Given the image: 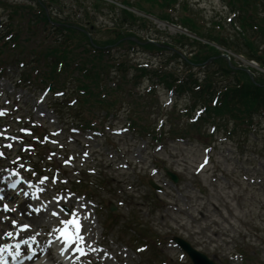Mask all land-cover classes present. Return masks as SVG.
<instances>
[{
	"label": "rangeland",
	"instance_id": "1",
	"mask_svg": "<svg viewBox=\"0 0 264 264\" xmlns=\"http://www.w3.org/2000/svg\"><path fill=\"white\" fill-rule=\"evenodd\" d=\"M194 8L196 9V12L200 13L201 16H203L204 14L208 15H223L226 16L227 14H229V9L226 6L225 2L223 0H189ZM16 74V68L11 67L9 69V74L7 78H4L5 80H3L2 84L4 85V87H2L0 85V90L5 91L6 94H8V92H12L14 91V89L16 90H20L18 87V84L15 85V83L13 84L11 78ZM3 88V89H2ZM162 93H165L164 91H161ZM2 96H5L4 93H2ZM37 97V94H35L34 91L32 90H27L25 92V96L24 99H26V102H24V106H25V110L28 111V109H30L31 111L33 110V105L35 102V98ZM16 98H20V96L17 94ZM166 96H164L162 98L165 99ZM51 101L52 99L49 97L48 98V102L46 103H41L38 106V110H43L45 113L51 114L52 113V108H51ZM1 103L5 102V97L1 99L0 101ZM30 104L31 107H28ZM35 111V108H34ZM124 109H122V115L120 116V118L115 121V127H120L122 126L124 122ZM133 135H124V137L120 138L117 136H109L108 133H106V136L102 139H96L95 143L93 144V151H95V153L97 151H99L100 154L99 157L96 160L91 158L89 159V163L95 165L97 167V170L99 172L103 171V172H107V170L114 174L117 179L119 180V185L116 186V188H120L121 186L128 184V185H132L133 189L132 191L134 192V195L136 196V211L139 210L140 211V215L142 216L143 220L145 222H150L151 224H153L159 231H169V228L171 225H176L177 221L179 220V216H176L175 219H173L172 217H170L169 215H163L162 211L159 210L157 212H151L150 209H147L144 205L145 200L140 198V192L145 191L146 187L143 186L139 180H135V181H130L129 178L134 177V174L130 173V174H126L127 171H114L115 168L114 166L111 165L110 162H112L110 156L114 155V159H121L123 154L122 153H115V150H113L111 144H113L114 142H117L119 145H123V147L126 149L124 152L128 151V147H127V143L131 140H133ZM238 138H243V137H238ZM254 139V138H253ZM137 144V143H136ZM77 150H82L83 146L81 147V149L79 148V146H75ZM172 151L168 152L166 155L162 154V152L160 153L161 157H163L164 159H166L167 165L169 167H173V168H177L178 170H182L181 174L183 175L184 179H186L185 181H189L191 180L192 182H195V176L192 175V169L194 164H196L199 160V150H197L196 148H187L185 149L187 151L188 156L191 157L192 162H193V166H190L189 164L185 163L182 160V153L180 152V156L178 155L180 148L177 146H172L171 147ZM218 152H221L223 150H225V145L224 143H219L218 145ZM101 151L103 153H101ZM163 151V150H162ZM242 151L241 149L238 147L237 141L236 143H231V155L234 157V159L231 157L230 159L228 158H221V157H217L216 159L219 160V163L222 167H239L242 168L241 163H239V158L242 157ZM254 154V149L252 148H246L245 151V158H246V162H245V168L248 167L249 172H253L255 169V164L254 162H252L249 158L247 157H253ZM149 155V154H148ZM147 157V153L143 150L142 151V160L147 161L148 159H146ZM136 159V156H135ZM257 159V158H256ZM120 161V160H119ZM122 162H125V160H121ZM152 158L149 159V164H151ZM232 161V162H230ZM260 163V167L264 170V163L262 161L259 162ZM238 165V166H235ZM100 167V168H99ZM217 171L219 172L218 166L216 163L211 165V171ZM145 173V172H144ZM208 176H202L201 180L203 182L204 185L206 186H210L211 187V196L206 197L205 195H200L197 193V188L192 185V184H187L186 186L189 188V190L193 191L190 193L191 196H195L196 193V198H193V201L196 202V200H199V202L205 201V202H216L213 203L218 207H225L226 203L229 201L232 204H235L236 202V189L238 188V186H234V190H228V189H224L222 186L223 184L226 183V185H229V181L228 179H225L226 182H218L216 184V182H213V178L211 179V173L207 174ZM145 177V176H144ZM136 179V176H135ZM216 187H218V189H216ZM264 192V187L263 190ZM195 192V193H194ZM105 193H100V200L102 201L104 207L103 210L100 213V219L101 221L105 220V217L109 214L108 210L106 209V205H105ZM214 193V194H213ZM222 193V194H221ZM223 195V196H222ZM249 198H252L250 193H247ZM109 199L113 200L114 203L116 204L117 201L119 200V195L118 194H113ZM247 204H249L247 202ZM130 207L128 201L125 202V204L122 206V208H118V211L120 210H124L125 212H127V215L130 216V212L127 211V208ZM213 206H211L212 208ZM237 212V211H236ZM214 215H217V210L214 208L213 210ZM103 217V219H102ZM184 219V222L186 221V227L184 228V234H187L188 236L191 235L190 232L194 231V227L192 225V223H194V226H201L203 224H205V222L203 223V219H197L195 221H192L189 217V215H183L181 216ZM251 219V217H250ZM232 221H235V218L232 217L231 218ZM227 221V219L223 220V222L219 223L220 225H222L223 223H225ZM248 222V230L250 232H253L256 235L261 236L262 238H264V219L261 220V222L257 221V224H254L252 221H247ZM112 226V224H111ZM200 229V228H199ZM112 228H109V231H111ZM116 230H125V227L123 225L118 226L116 228ZM114 231L112 233H114L115 235L118 234L117 231ZM207 248L209 249H213L214 245L210 244L209 246H207ZM142 261H148L149 258H147L146 256H142L141 257ZM166 260V259H165ZM174 259L172 258L171 261H173ZM159 262V261H158ZM155 264V263H153ZM168 264H174V262L170 263L168 261Z\"/></svg>",
	"mask_w": 264,
	"mask_h": 264
},
{
	"label": "snow or ice",
	"instance_id": "2",
	"mask_svg": "<svg viewBox=\"0 0 264 264\" xmlns=\"http://www.w3.org/2000/svg\"><path fill=\"white\" fill-rule=\"evenodd\" d=\"M0 114H3V110H0ZM24 131H29L28 129H24ZM6 135V133H0ZM12 145L9 143L7 144V147H11ZM30 147V146H27ZM5 153L0 150V156H4ZM19 159V157L17 158ZM68 161H66L67 163ZM28 168L30 169L31 166L29 165ZM13 172H16L15 169H13ZM35 175V173H32ZM16 175L19 176V172H16ZM21 180L24 178L21 177ZM53 181L57 179L56 177L52 178ZM48 180V177L42 176L40 177L39 181H33V180H25L24 182L28 185H33L35 184V189L33 192H28V191H23L22 194L24 196H30L33 200H38L39 193L45 191V189L42 187V184ZM20 183L19 180L13 181L9 187L11 188H16L17 185ZM3 191L0 190V200L3 199ZM74 194L69 192L66 196L63 195H56L52 199L54 201H60L64 200L67 201L69 197L73 196ZM79 199V197H77ZM52 203V201H43L40 204H29L28 208L31 209L30 212H28V215H32L33 212L35 213H40L43 211H47L49 204ZM57 207L60 209V211H64L68 214V218L66 219H61L60 220V226L56 228V232L59 236V238L63 241L62 246L59 248V251L61 254H64L66 252H71V253H79L80 255H86V248L88 247L85 244V233L81 231L82 229V224L81 220L83 217L79 213L78 208L74 207H65L63 204H58ZM79 207H84V205H80ZM0 209L3 211H14V209H11L9 205L3 204L0 205ZM52 215L53 216H60V211H57V208H52ZM3 219L7 220V217H3ZM12 225H16V230L15 231H7L4 233L5 237H13L17 236L19 237L22 232L25 230L29 229L31 225L25 224V223H19L16 220L11 221ZM39 235L37 233L36 235H33L27 239H18L16 241H13L11 243H5V244H0V264H8V259L7 255H11L13 259H16L17 257L21 256L22 253H26L24 255L25 259H32V257L35 255L37 248L35 247L34 243L30 242H35L38 243L36 240V236ZM51 235V233H50ZM48 244H51V241H48ZM14 245V248H13ZM22 245H29L27 249H22ZM44 251H48V248L43 249ZM74 259H78V257H74Z\"/></svg>",
	"mask_w": 264,
	"mask_h": 264
},
{
	"label": "bare ground",
	"instance_id": "3",
	"mask_svg": "<svg viewBox=\"0 0 264 264\" xmlns=\"http://www.w3.org/2000/svg\"><path fill=\"white\" fill-rule=\"evenodd\" d=\"M29 199L33 202L32 198L30 196H27V198L19 205L17 211H9L7 214L13 215L17 220L21 221V223H28L32 226L38 225L42 226L43 223L46 222V214L43 212L35 213L33 212L32 215H28V212L31 211V209L28 208ZM5 226H10L6 222H4ZM7 228L4 227L3 231H5ZM88 243H92L91 248L96 244V241H90ZM86 244V243H85Z\"/></svg>",
	"mask_w": 264,
	"mask_h": 264
}]
</instances>
